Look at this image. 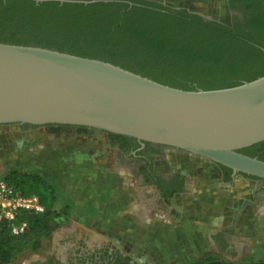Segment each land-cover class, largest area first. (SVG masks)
Wrapping results in <instances>:
<instances>
[{
    "label": "water",
    "instance_id": "1",
    "mask_svg": "<svg viewBox=\"0 0 264 264\" xmlns=\"http://www.w3.org/2000/svg\"><path fill=\"white\" fill-rule=\"evenodd\" d=\"M6 124L95 129L264 180V161L239 153L264 142V76L184 91L100 60L0 43V125Z\"/></svg>",
    "mask_w": 264,
    "mask_h": 264
},
{
    "label": "trees",
    "instance_id": "2",
    "mask_svg": "<svg viewBox=\"0 0 264 264\" xmlns=\"http://www.w3.org/2000/svg\"><path fill=\"white\" fill-rule=\"evenodd\" d=\"M116 1L122 0L88 5L0 0V43L100 60L184 91L230 88L264 76V0H243L244 26L233 28L156 4L132 1L130 7ZM263 148L264 142L239 153L264 159ZM4 180L22 195L35 194L44 212L23 216L28 226L21 236L0 234V264L36 251L57 217L55 191L39 175L10 172ZM190 264L264 260L238 263L207 257Z\"/></svg>",
    "mask_w": 264,
    "mask_h": 264
},
{
    "label": "rangeland",
    "instance_id": "3",
    "mask_svg": "<svg viewBox=\"0 0 264 264\" xmlns=\"http://www.w3.org/2000/svg\"><path fill=\"white\" fill-rule=\"evenodd\" d=\"M198 2V4H193L191 1L181 3L179 0H163L164 5L171 9L177 7L178 4L181 3V5L189 11L195 12L201 16L208 17L221 23H227L229 21V13L225 6V0H199ZM221 6H223L222 9ZM7 128H4V130ZM4 130L0 127V137L4 134ZM62 130L64 134L67 135L59 139L55 136L48 135L43 129H39V132L43 135L39 134V137H33L30 142L32 144L31 147H40L39 153L41 154V158H39L37 153L33 155L32 158L27 156L23 157V152L18 150L14 160H11L7 158L8 156L5 154V151H2L0 148V180H4L10 172L23 174L35 172L37 173L36 175H39L44 181L50 184L55 191L56 202L54 209H56L55 207H57V205H59V208L54 210L57 213V217L52 223L53 227L58 226V222L62 221L61 219L65 222H70L75 220V218L71 216L77 215V218H80V220L97 225L99 228L93 231L99 236L103 235L106 237L104 233L108 232L110 235L112 232L114 235H117V231L101 229L102 225H104V227L107 226V223H104V220H107L105 212L108 214V211L115 212L118 210L121 207L118 204L125 203L126 197L134 196L135 203L140 205L141 193L138 189L137 181H134L126 175V171L120 170L116 165L112 164L111 155L108 157L111 161L107 159V156H101L100 158L97 156V150L101 147V144L104 146L106 143L104 135H89L86 140L83 137H75L76 133L71 129H68V133H65L67 129ZM71 144H77V161L72 159L73 153L76 151L69 149L72 146ZM62 146H65V152L62 155L67 154L65 155L66 160L62 162L59 160L54 161L56 157L58 158L56 153ZM54 147H56V149L52 151ZM91 149H94V154L90 153ZM164 157L168 161L167 163H169L171 169L189 175L192 181L195 176H204V169L210 166L209 162L203 159L171 149L166 151ZM240 179H243V177H239L238 181L235 182L236 186H239ZM212 185H215V183ZM248 185L250 187L253 186V190L251 191L256 190L252 181H249ZM215 188H217V186ZM32 194L33 193L24 196ZM206 194L207 196L204 198L205 205L201 208V216L196 220L198 223L190 222L187 224L189 229H193L190 231L192 241H203L205 245V254L211 255V257L217 261L238 263L261 261L264 258V253H260L262 252L261 244L264 240V229H262V223H259L260 220H257L259 216L255 214L246 222H241V220H239L233 231V242L237 247H241V255L239 257H231L230 259L216 256L213 251L214 245L210 239V235L215 233L218 228L217 226H219L217 219L223 213V204L221 205L220 199H216L215 201L211 199V197L214 196L211 192L209 193L206 191ZM254 194L255 191L253 195L248 194V198L252 202L257 201L253 198ZM202 197L203 195L195 199V201H200V203H202ZM90 205H94L95 209L87 214L84 213V207ZM76 210L78 211L75 212ZM243 210L250 211L251 209L245 208L242 209V211ZM253 213H255V208L253 209ZM169 231L171 232L172 230L170 229L163 233L158 229L147 230L145 233L141 231L142 235L141 232H137L138 234L136 236L135 233H133L134 235L131 234V238L127 239V241L134 247L137 245L140 246L145 242L148 245V247H146V255L148 254L151 257L162 259L167 264H190L198 261L195 258H202L201 255H194L193 257L190 256L191 261L186 258L180 263L174 260L171 261L170 257L172 255L171 252H169V248L170 250H173V248H167L165 245L162 246L163 243L160 244L163 241L161 236L155 237L154 235L155 233H157L158 236L166 233L169 234ZM111 236L113 237V235ZM42 244H44L43 240ZM150 244L151 248L154 247L150 249L152 252H149L148 249ZM23 255L24 253L16 256L15 261H21Z\"/></svg>",
    "mask_w": 264,
    "mask_h": 264
},
{
    "label": "flooded vegetation",
    "instance_id": "4",
    "mask_svg": "<svg viewBox=\"0 0 264 264\" xmlns=\"http://www.w3.org/2000/svg\"><path fill=\"white\" fill-rule=\"evenodd\" d=\"M132 1L156 4L167 10H176L179 12L184 11L187 14L199 15L195 12L189 11L181 5L182 2H187L186 0H179L181 3L173 9L166 7L163 0H122L116 2L123 4L128 3L131 7L132 3L130 2ZM246 2L247 1L243 0H226V8L229 13V21L227 23L217 22L201 15L199 16L202 17L203 21H214L230 28L237 25L243 27V12L245 11ZM231 5L233 8H230ZM0 127H2L3 130L8 127L3 131L4 134L0 137V147H2L1 145L4 143L9 145L16 142L17 138L21 135L28 137L30 142L33 137L36 138L39 137V134H42L39 132V129H43L48 135L55 136L59 139H62L61 137H65L67 135L64 134L62 129H67L65 133H68V129H71L74 133H76L75 137H83L85 139L89 135L93 134L104 135L106 143L104 146L101 144V147L97 150V156L99 158L101 156H107V159L111 161L110 158H108L111 155L112 164L116 165L120 170L126 171V175L134 181H137L138 189L141 193V200L139 201V204L143 206L144 209L154 212L169 213L175 211L173 203L180 201V199L186 200V198H189L188 194L190 193V187L192 186L193 181L190 180L189 175H186L178 170H173L169 167V163H167L168 161L164 157L166 151L169 150L167 147L150 143H139L128 137L109 134L84 127L56 125L32 126L27 124H6L0 125ZM71 145L72 146L69 149L76 151L73 153L72 159L77 161V144ZM93 150L94 149L90 150L91 154H94ZM262 152L264 154V148L262 149ZM241 154L246 155L245 153ZM252 158L264 161V159H261L258 154L252 155ZM61 159L66 160V157L62 156ZM209 164L210 166H208L207 169H204V172L207 173L208 180H218L227 187H232L234 179L237 176H240L243 177L247 183L252 181L256 188V190H254L255 194L253 198L257 201L252 202L248 197H246L242 201L240 208L235 209L234 211L231 210L230 212H223L217 219L219 227L216 229L215 233L210 235V239L214 245L213 251L216 256H220L225 259L239 257L241 255V249L233 242V231L236 223L247 216V213H244L247 210L242 211V209H249L250 206H253L255 209L261 211L260 208L264 206V180L258 178H248L243 176V174H236L233 176L230 169L226 167L224 169L223 166L213 163ZM254 191H251L250 194L253 195ZM55 208L56 209L53 207L54 210H57L59 205ZM84 208V213L87 214L92 212L95 209V206L90 205ZM77 211L78 210L75 212ZM200 216L198 218H200ZM71 217H74L75 220L65 222L61 219L62 221L58 222V226H52L49 236L42 239L44 244H42L41 240L40 246L36 251L27 250L23 252L24 255L21 261L17 262L14 258L7 264H167L162 259L151 257L148 254L146 255V247H148V245L146 247H142L139 250V254L135 255L131 251L129 241L127 244H120L117 242L118 238L114 237L115 235L112 237V234L110 235L109 232L104 233L106 237L103 235L99 236L95 233V231H93L94 229L99 228L97 225L90 224V222L87 221H82L80 218H77V215ZM190 222L193 223L197 221L195 219L187 221L186 223L188 224ZM101 229L106 230L107 226L104 227V225H102ZM152 248L149 246V252H152L150 250ZM208 256L211 257V255ZM145 257L148 259H145ZM199 260H201V258Z\"/></svg>",
    "mask_w": 264,
    "mask_h": 264
},
{
    "label": "crops",
    "instance_id": "5",
    "mask_svg": "<svg viewBox=\"0 0 264 264\" xmlns=\"http://www.w3.org/2000/svg\"><path fill=\"white\" fill-rule=\"evenodd\" d=\"M186 1H191L193 2V4L199 3V0ZM223 6H221V9L223 8ZM31 145L32 144L31 142H29L28 137L21 135L17 138L16 142L11 143L9 145L7 143H4L1 145L2 147L0 148L2 151H5V154H7L8 156L7 158L11 160H14L15 154H17L18 150H21L23 152V157L27 156L29 158H32L33 155L37 153L39 158H41V154L39 153L40 147H31ZM55 149L56 147H54L52 151H54ZM64 152L65 146L60 147L58 149V152L56 153L59 159L56 157L54 161H64L61 159L62 156H65V154L62 155ZM31 174L37 173L32 172ZM239 177L240 176H237L234 179L233 187H227L225 184L218 180H208L207 173H205L204 176H195L192 182V186L190 187V193L188 194L189 198H186V200L180 199V201L173 203V208L175 209V211L169 213L146 210L143 206L135 203L134 196L126 197L125 203L118 204L119 206H121L118 210H116L115 212L108 211V214H106L107 212H105L107 220H104V223H107L108 231H117V235H115V237H118L119 235L117 242L120 244H127V239H130L131 234L133 233H135L136 236L138 234L137 232L141 231L145 233L147 230L158 229L159 231L161 230L163 233L164 231H168L171 229L172 232L169 231V234L166 233L164 235L162 234L159 236L157 235V233L154 234L155 237L161 236V239H163V241L160 244L163 243L162 246L165 245L167 246V248H173V250H170L169 248V252H171L172 255L170 257L171 261L174 260L175 262L180 263L184 261V258L191 261L190 256L193 257L194 255H201L202 258H207L209 254L206 255L204 252L205 245L203 241H192L190 231H192L193 229H189L186 222L195 219L197 220V218L201 215V208L205 205L204 198L205 196H207L206 191H208L209 193L212 192L214 194V196L211 197V199H213L214 201L216 199H220L221 205L223 204L222 212H230L231 210L234 211L235 209L240 208L242 201L246 197H248V194H250L251 190H253V186L250 187L244 179H240L239 186H236L235 182L238 181ZM213 183H215V185H212ZM216 186L217 188H215ZM202 195V203H200V201H195V199L199 198ZM249 209L251 210L244 212L247 213V216L242 218L241 222L248 221L255 214L259 216L257 220H260L259 223H262V229H264V206L260 208L261 211L255 209L256 213H253V206H250ZM112 235H114L113 232ZM261 245L262 252L260 253L263 254L264 240ZM146 246L147 244L145 242L142 243L140 246L137 245L135 247L130 244L131 251L135 255H138L139 250L142 247ZM145 259L148 258L145 257ZM195 259L199 260L200 257ZM262 260H264V258Z\"/></svg>",
    "mask_w": 264,
    "mask_h": 264
},
{
    "label": "built area",
    "instance_id": "6",
    "mask_svg": "<svg viewBox=\"0 0 264 264\" xmlns=\"http://www.w3.org/2000/svg\"><path fill=\"white\" fill-rule=\"evenodd\" d=\"M43 212L35 194L24 196L13 185L0 180V234L7 231L10 236H21L28 226L23 216Z\"/></svg>",
    "mask_w": 264,
    "mask_h": 264
}]
</instances>
